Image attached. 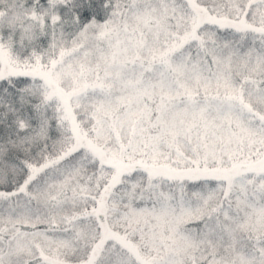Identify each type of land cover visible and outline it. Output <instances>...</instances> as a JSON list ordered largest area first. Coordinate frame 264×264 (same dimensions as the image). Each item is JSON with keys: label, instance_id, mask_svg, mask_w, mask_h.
Returning a JSON list of instances; mask_svg holds the SVG:
<instances>
[{"label": "snow or ice", "instance_id": "1", "mask_svg": "<svg viewBox=\"0 0 264 264\" xmlns=\"http://www.w3.org/2000/svg\"><path fill=\"white\" fill-rule=\"evenodd\" d=\"M0 264H264V0H0Z\"/></svg>", "mask_w": 264, "mask_h": 264}]
</instances>
